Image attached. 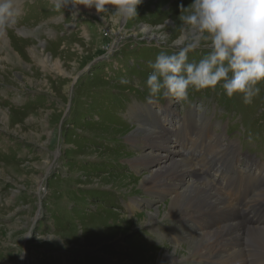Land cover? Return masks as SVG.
<instances>
[{"label":"rangeland","instance_id":"1","mask_svg":"<svg viewBox=\"0 0 264 264\" xmlns=\"http://www.w3.org/2000/svg\"><path fill=\"white\" fill-rule=\"evenodd\" d=\"M191 2L141 0L137 16L121 22L94 7L79 5L73 15L74 7L56 10L51 0H16L15 23L0 28L24 60L17 63L0 49V110L12 117L9 124L0 113V264H170L160 262L161 253L186 256L194 250L189 244L197 230L224 225L225 216L218 212L207 222L180 221L188 208L164 217L172 195L141 191L142 178L158 163L132 164L148 151L180 157L176 146L155 143L160 147L151 148L147 140H134L149 138L142 128L164 132L158 123L161 115V127L175 129L171 134L181 141L184 155L219 188L230 190L227 182L234 187L257 170L254 160L264 162V81L256 85L259 91L251 103H244L240 93L228 97L220 84L199 90L190 86L184 100L164 96L162 90L149 103V63L162 51H179L171 41L184 27L181 6ZM144 27L149 34L142 32ZM163 31L170 34L167 44L160 40ZM35 49L51 62L42 65ZM209 51L202 41L188 53L189 62H198ZM159 104L211 125L230 145L231 156L210 161L213 169H205L200 161L209 148L191 147L190 125L164 120L165 113L154 110L160 112ZM132 196L142 198L138 208H128ZM242 205H236L237 211ZM152 211L158 212V221L144 224ZM255 230L264 227L242 225L240 234L262 263L264 239L251 232ZM192 263L222 264L197 261L196 255L173 264Z\"/></svg>","mask_w":264,"mask_h":264},{"label":"bare ground","instance_id":"2","mask_svg":"<svg viewBox=\"0 0 264 264\" xmlns=\"http://www.w3.org/2000/svg\"><path fill=\"white\" fill-rule=\"evenodd\" d=\"M149 30H150L149 27L147 28L144 27L142 32L149 34ZM116 39H113L112 47L117 46ZM156 39L158 40V38ZM17 47L18 46L15 45V43L10 41L9 34L3 31V29H0V49H3L6 52V55L9 59H12L13 61L15 60L17 61V63L23 64L24 63V60L22 59L23 55L20 54V49L18 50ZM34 48H31V51L34 50ZM35 50L36 52L34 53V56L37 55L40 57V62L42 65L51 62L52 59L46 56L42 50L40 51H37V49ZM55 62H56L55 65H57L59 69L63 67L58 59ZM158 107L160 109V112L156 110V108L153 109L155 110V113L157 115L158 113L160 114H162V112L165 113L164 120H173L177 126L190 125V130L194 135L193 138L191 139V147L200 146L201 148L202 147L204 148L206 146V148H209V152L207 154L203 153L200 161L201 164L204 165L205 169H207L208 171L213 169V167H209L210 161L213 162L215 160H226L229 156H231L229 155L230 150H232L230 145L228 146L226 144L227 142L226 143L222 142L220 135L217 134L212 129L211 125L208 126L206 122L203 123L200 121L196 122L188 117L177 115L175 112L171 110L170 105L168 106V104L166 105L159 104ZM12 112L14 113V111ZM0 113H2L3 119L10 124L12 117L7 114H4V112L1 110ZM162 119H163V115L160 116L158 123H159V127L164 132H161L159 130H158L159 132L151 131L148 128H142V129L138 128V130L139 129L143 130V132L146 133L145 135L149 138L147 139L135 138L134 140L137 142L139 141L142 142V140L145 141L147 140L152 144L151 148L160 147L157 146L159 144H161L163 148H169L171 147L170 145H173L177 147V151L182 153L180 157L172 158L168 154L167 155L163 154V152H160V150L158 152L156 151L155 154L148 151L146 153H143L136 159H134L132 164L133 166L136 167L139 166L149 167V165H151L152 163H158L156 169L151 170L148 173V175L142 178L143 180H142L141 191L147 192L148 194H150V196L160 195L162 193L172 195L171 200L169 202H166L165 205L166 211L164 214H162L165 215L164 217L169 218L171 215H173V213L184 212V209L188 208L187 210H185L184 215L180 217L181 219L180 221H185L186 218H189L192 221L207 222V219L212 218L211 215L217 212L220 213L221 216H225V220L223 226H218L213 229H207L203 231L197 230L196 232H198L199 235L192 238L193 240L189 239L191 241L189 247L192 246L194 250L188 251V253L190 252L188 255L183 256L181 254L179 255L176 253L171 255H163V253H161L162 256H164V259L160 262L169 261L170 264H173L175 262H180L184 259H187L188 257L190 258L192 255L193 256L196 255V260L201 262L217 261L218 263H222V264H264V250L261 252L263 256L260 257L262 258V263H259L257 261V257L256 259L254 258V253L250 249L247 250L246 245L244 243V236L240 234L242 225L253 229H259L264 227V215L263 212H260L261 208L264 209V189H260L259 186L249 187L245 192V189L241 187L239 182L235 184L232 190H224L222 188H219L220 186L215 185L213 181H210L207 177L201 175L196 167L195 162L190 161L188 157L184 155L180 147L181 141L180 142L177 141L174 138V135L171 134L172 132L175 131V129L169 128L168 131V129L161 127ZM17 127L20 128L21 126L18 125ZM201 141H204L205 144H201L200 143ZM155 143L157 145H155ZM200 147L197 148H199L200 150L201 149ZM253 164L257 166V170L253 172V177L255 178V181L258 182L261 179L263 180L264 162H260L259 160H254ZM220 169H222L221 166H219V172ZM189 172L191 174L190 177L189 175L186 174ZM238 173H239L238 176H240L239 171ZM184 178L189 179L187 184H186L187 180H185ZM181 179L182 181H180ZM260 182H258V184ZM184 185L185 187L181 189L178 188L179 186H184ZM238 188H242L241 193L237 191ZM229 198H231L232 201ZM141 199L142 198H137V196L136 197L132 196L130 197V199L127 201L128 203L126 204L128 208H130L132 204H134V206L138 208L140 206ZM237 204L239 206L243 204L242 210L237 211L236 208ZM137 208L133 207L132 209L135 210ZM157 214L158 212L153 213V211L152 213H148V215L143 220V223L150 224L153 222H157L158 221ZM226 221H228V223H226ZM251 232L257 235L258 238L262 237V239H264V230H255Z\"/></svg>","mask_w":264,"mask_h":264},{"label":"clouds","instance_id":"3","mask_svg":"<svg viewBox=\"0 0 264 264\" xmlns=\"http://www.w3.org/2000/svg\"><path fill=\"white\" fill-rule=\"evenodd\" d=\"M56 10L79 5L93 7L98 13H112L126 22L137 16L141 0H51ZM109 6H114L109 8ZM16 0H0V28L15 23ZM181 33L171 41L175 52H160L149 63L152 71L145 84L149 103L162 90L164 96L187 99L189 87L215 88L218 84L228 97L243 94L244 103H251L264 81V0H192L181 6ZM170 34L163 31L162 43ZM205 42L210 51L198 62H189L188 53ZM186 74V75H185ZM23 258V257H21Z\"/></svg>","mask_w":264,"mask_h":264}]
</instances>
